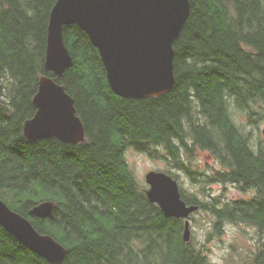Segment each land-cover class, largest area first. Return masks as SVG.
<instances>
[{
    "label": "trees",
    "instance_id": "obj_1",
    "mask_svg": "<svg viewBox=\"0 0 264 264\" xmlns=\"http://www.w3.org/2000/svg\"><path fill=\"white\" fill-rule=\"evenodd\" d=\"M56 1L0 0V197L68 248L63 264H218L205 244L184 240L183 219L149 201L126 159L130 148L161 154L203 189L232 183L244 193L204 200L181 188L188 204L212 218L207 240L225 222L251 227L258 236L242 264H264V145L254 147L233 115L264 119V0H190L174 42V86L152 98L115 94L87 33L64 26L73 65L58 82L75 99L86 140L30 142L23 125L36 113L39 78H56L44 65ZM195 149L220 165L202 173ZM44 200L55 203L51 216L31 215ZM0 264L54 263L0 226Z\"/></svg>",
    "mask_w": 264,
    "mask_h": 264
},
{
    "label": "water",
    "instance_id": "obj_2",
    "mask_svg": "<svg viewBox=\"0 0 264 264\" xmlns=\"http://www.w3.org/2000/svg\"><path fill=\"white\" fill-rule=\"evenodd\" d=\"M191 12L190 0H57L48 23L45 69L33 98L37 108L23 125L30 142L57 138L68 144L86 140L85 124L74 97L58 82L73 65L64 40V26L77 24L98 48L113 92L123 98L165 95L175 83L174 42ZM145 193L167 217L184 219L183 238H192L191 215L200 209L183 198L178 179L158 170L145 175ZM51 200L36 204L31 215L48 218ZM0 226L21 244L54 264H63L69 250L51 234L41 233L32 221L0 197Z\"/></svg>",
    "mask_w": 264,
    "mask_h": 264
},
{
    "label": "rangeland",
    "instance_id": "obj_3",
    "mask_svg": "<svg viewBox=\"0 0 264 264\" xmlns=\"http://www.w3.org/2000/svg\"><path fill=\"white\" fill-rule=\"evenodd\" d=\"M233 115L236 124L248 135L254 147L264 145V119L250 121L247 119L246 114L241 113L237 109H233ZM184 158L187 161V157ZM126 159L137 181L146 186L148 185L145 182V175L148 171L171 170L174 174L179 175L177 178L181 187L186 192L198 193L201 199L210 200L214 197H220L226 200L242 198L244 196V193L232 183H213L203 189L202 183L192 179L186 175L185 171L175 167L169 161H165L164 158H161V154L160 157H151L146 153L138 152L130 148L126 151ZM193 162L194 165H197L198 169L200 168L202 173H212L213 168L216 169L217 167L213 162V158L209 156L208 151L195 149ZM198 176L201 180L203 179L202 175ZM210 221H212V218L210 219L209 214L204 211H198V213L192 215V234L197 244L199 246L205 244L211 260L218 264H242L245 262L255 246L254 239L258 236L257 232L253 228L245 225H235L225 222L222 233H215L210 240H207V232L211 227Z\"/></svg>",
    "mask_w": 264,
    "mask_h": 264
},
{
    "label": "flooded vegetation",
    "instance_id": "obj_4",
    "mask_svg": "<svg viewBox=\"0 0 264 264\" xmlns=\"http://www.w3.org/2000/svg\"><path fill=\"white\" fill-rule=\"evenodd\" d=\"M209 156H211V157L213 158V162H214L215 164L220 165V164L217 162V160L215 159L214 156H212L211 154H210Z\"/></svg>",
    "mask_w": 264,
    "mask_h": 264
}]
</instances>
